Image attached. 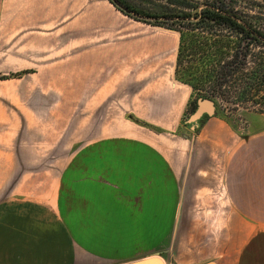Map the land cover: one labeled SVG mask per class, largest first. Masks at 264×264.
Masks as SVG:
<instances>
[{
    "label": "crops",
    "instance_id": "crops-1",
    "mask_svg": "<svg viewBox=\"0 0 264 264\" xmlns=\"http://www.w3.org/2000/svg\"><path fill=\"white\" fill-rule=\"evenodd\" d=\"M65 22L64 0H0V264H264V116L192 126L178 32L82 54ZM106 57L120 112L81 143V69Z\"/></svg>",
    "mask_w": 264,
    "mask_h": 264
},
{
    "label": "trees",
    "instance_id": "trees-1",
    "mask_svg": "<svg viewBox=\"0 0 264 264\" xmlns=\"http://www.w3.org/2000/svg\"><path fill=\"white\" fill-rule=\"evenodd\" d=\"M109 1L120 12L136 21L180 34L176 74L186 60L190 62L189 59L192 57H195L196 62L205 63L202 71H205L204 75L208 76V80L202 76L195 82H188L177 78L179 75H176L178 81L193 89L192 99L188 104L189 114L194 113L197 100L200 98L213 100L217 110L220 104L217 99L227 95H234L241 103L258 104L260 88L264 85V29L252 24L249 16L236 11V6L243 3L242 0H213L204 5L191 4L184 0L181 4L179 3V8L157 5L155 9L149 10L136 9L124 0H118L119 5L112 0ZM130 12L155 20L146 21L136 18ZM216 27L231 30L236 40L231 41L226 38L228 35H220L218 40L205 42L198 36H192L189 39L188 34L185 33V31H196L199 28L212 31ZM258 47L262 48L261 53L253 55V48ZM191 68L190 66L186 69V76L191 73ZM6 79L8 77L0 76V80ZM240 102L235 101L236 106ZM207 119V115L203 116L198 124L202 125Z\"/></svg>",
    "mask_w": 264,
    "mask_h": 264
},
{
    "label": "rangeland",
    "instance_id": "rangeland-1",
    "mask_svg": "<svg viewBox=\"0 0 264 264\" xmlns=\"http://www.w3.org/2000/svg\"><path fill=\"white\" fill-rule=\"evenodd\" d=\"M107 1L109 0H64V10L66 17L65 37L68 40L67 33L69 32V30H71L69 28L70 26L72 27L74 25L75 27H78V31L80 32V47L82 49V54L84 52H89L87 51L89 49H94L91 51L96 50V52L104 53L105 51H108V43L116 42L120 36H123L124 40L128 43L146 42L148 38V35L146 34L148 32H155L157 30H160L159 27L136 21L129 17L130 19H123L122 22H126V24H124L125 26L123 25L124 27H122L123 29H121L124 31L121 33V35H119L118 32H120V30L116 28L117 23H119V19L115 17L117 15L115 12L117 8L109 1L116 9L114 10L110 8L114 16H110L111 20H108ZM124 1L136 9L149 10L152 8L155 9L157 5H166L173 8H179L181 2H183L184 0ZM185 1H188L191 4L198 5H204L207 2H213V0ZM242 1L243 3H240V5L236 6V11L249 16V19H251L252 24L264 29V0ZM74 14L75 20L74 24L72 25L73 18L69 20L67 18L72 17ZM144 33L145 36H143ZM185 33L188 34L189 39H191L192 36H198L201 39H204L205 42H207V40H218V38H220L218 36L220 35L231 36L226 37L228 38V40L231 41L236 40V37L234 36L235 34L231 30H227L225 28L220 27H216L212 31H210L209 29L199 28L196 31H185ZM261 51L262 48H253L252 54H258L261 53ZM204 56H206V54ZM203 59L205 60V57H203ZM189 60L190 62L186 60V63L178 69L179 72L176 75L179 76H177V78H182L183 80H186L188 82H195L203 76L205 80H208V76L204 75L205 71H202V68L205 67V63L196 62L195 57H192ZM212 60L213 58L209 61L211 62ZM105 62H107V64H105ZM94 63L95 61H93V63L91 64L93 65L91 66V68H85L82 66L81 69L82 76H84L83 78H86L82 80L81 83L80 117L82 122L81 139L83 140L81 143H84L83 135L87 132L84 128L87 127L88 123L95 119V117L98 119L99 122L103 123L108 122V108H110V111L112 112H120L117 106L118 98L108 99V93L106 96L99 98L100 96H102L100 94L105 91V89H107L108 91V57H106L105 61H102V66L99 64H96L98 66H95ZM190 66L192 67L190 73L191 75L189 74V76H186L185 71ZM113 69L114 68H111V71H114ZM197 69H199L198 72H196ZM131 70L132 67L129 62L124 68V73L129 75L131 74ZM146 85L148 86L149 84ZM147 89H145L144 87V91H146ZM260 91V98L257 99V105L251 103H241L237 98H235L234 95H227L225 97L222 96L221 99H218L220 101L218 112L230 123V125H232L235 130L241 133L240 129L244 125L243 122H245L246 126L249 127V120L251 116H264V85L260 88ZM140 96H142V94ZM235 101L240 102V104L236 106L237 104L235 103ZM235 107H238L239 109L237 110ZM191 115L192 114H189V111L187 109L186 115L184 117V122H187ZM129 118L134 120L132 117Z\"/></svg>",
    "mask_w": 264,
    "mask_h": 264
},
{
    "label": "water",
    "instance_id": "water-1",
    "mask_svg": "<svg viewBox=\"0 0 264 264\" xmlns=\"http://www.w3.org/2000/svg\"><path fill=\"white\" fill-rule=\"evenodd\" d=\"M112 2L115 3L116 5H119L118 0H112ZM130 14H132L136 18L144 19L146 21L155 20L154 18L144 17L133 12H130ZM216 111H217V106L213 100L208 98H200L197 100L196 109L189 118L188 123L196 126L198 122L203 118V116L205 115L213 116L216 113ZM126 264H166V263L163 259H161L159 255H156V256L136 260L133 262H129ZM202 264H220V263H218L217 261L210 260Z\"/></svg>",
    "mask_w": 264,
    "mask_h": 264
},
{
    "label": "built area",
    "instance_id": "built-area-1",
    "mask_svg": "<svg viewBox=\"0 0 264 264\" xmlns=\"http://www.w3.org/2000/svg\"><path fill=\"white\" fill-rule=\"evenodd\" d=\"M218 100V99H217ZM219 101V100H218ZM244 123V125H243V127L240 129V131H241V134H246L247 132L246 131H248V126H246V123L245 122H243Z\"/></svg>",
    "mask_w": 264,
    "mask_h": 264
}]
</instances>
